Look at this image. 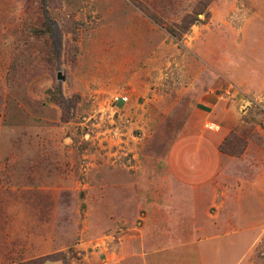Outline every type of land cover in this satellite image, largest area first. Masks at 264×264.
I'll return each mask as SVG.
<instances>
[{"label": "rangeland", "instance_id": "1", "mask_svg": "<svg viewBox=\"0 0 264 264\" xmlns=\"http://www.w3.org/2000/svg\"><path fill=\"white\" fill-rule=\"evenodd\" d=\"M223 257L264 264V0H0V264Z\"/></svg>", "mask_w": 264, "mask_h": 264}, {"label": "trees", "instance_id": "2", "mask_svg": "<svg viewBox=\"0 0 264 264\" xmlns=\"http://www.w3.org/2000/svg\"><path fill=\"white\" fill-rule=\"evenodd\" d=\"M200 13H204V10H199L198 12H196V17H194V18L192 19V21H191L189 18H185V19H184V20H185L184 23L186 24L188 21H191L192 23H195V22L199 21L198 15H199ZM167 29H168V31H169L170 33H173V34H174V30H173V29H171V28H167ZM43 263H45V261L42 262L41 264H43Z\"/></svg>", "mask_w": 264, "mask_h": 264}, {"label": "crops", "instance_id": "3", "mask_svg": "<svg viewBox=\"0 0 264 264\" xmlns=\"http://www.w3.org/2000/svg\"><path fill=\"white\" fill-rule=\"evenodd\" d=\"M224 258H226V257H223L222 259L220 258V259H214V260H215V261L223 262L224 264H227V262L223 260ZM50 262H51L52 264H59V263L54 262V261H50Z\"/></svg>", "mask_w": 264, "mask_h": 264}, {"label": "built area", "instance_id": "4", "mask_svg": "<svg viewBox=\"0 0 264 264\" xmlns=\"http://www.w3.org/2000/svg\"><path fill=\"white\" fill-rule=\"evenodd\" d=\"M124 98V97H123ZM116 100H123L122 98H120V97H116Z\"/></svg>", "mask_w": 264, "mask_h": 264}]
</instances>
